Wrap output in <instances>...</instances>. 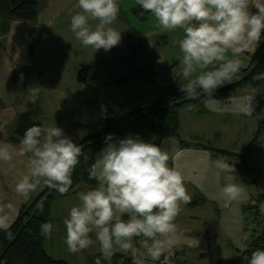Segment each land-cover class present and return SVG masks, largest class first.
Listing matches in <instances>:
<instances>
[{"label": "crops", "instance_id": "1", "mask_svg": "<svg viewBox=\"0 0 264 264\" xmlns=\"http://www.w3.org/2000/svg\"><path fill=\"white\" fill-rule=\"evenodd\" d=\"M77 11L76 0H39L38 16L33 21L0 19V145L8 146L13 155L11 161L0 160V228L11 227L22 208L29 207L47 188L41 184L26 195L15 190L19 178L28 171V156L17 154L24 135L18 131L22 115L34 114V124L49 126L56 122L79 146L86 137L95 135L108 112L119 115L150 107L166 92L164 88H171L183 79L175 72L162 77L161 72L159 75L152 68L156 77L154 81L146 80L140 77L146 71L128 64L126 58L136 54L132 42L140 35L130 28L121 7L113 27L122 32V40L107 52L84 47L75 38L70 21ZM132 13L133 18L138 19L133 10ZM263 44L264 41L258 48ZM258 48L253 46L240 57V69L250 66V54ZM227 54L232 55L230 51ZM82 67L93 71L86 84L79 82ZM33 90L37 93L34 103L30 100ZM252 92V88H240L208 100L204 107L182 108L178 135L163 139L165 143L161 144L169 152V166L183 175L190 197L187 203H180L176 223L196 241L182 244L173 251L197 257L198 264H229L235 256H250L256 251L255 241L262 236L261 231L247 228V224L255 221L253 211L260 206L258 198L261 195L256 197L250 190L248 185L252 182L246 180L245 173L251 174L250 171L259 168L247 165L243 170L245 162L239 160L253 142L259 126L255 113L246 112ZM251 103L255 108L254 99ZM145 141L156 143L154 139ZM218 158L233 166L230 173L233 182L243 189L236 201H227L221 194L225 174H218L213 164ZM79 192L53 204L51 223L54 229L45 241V249L57 261L96 264L101 256L97 244L79 253H70L64 243L63 221L70 209L79 203ZM261 207L264 208V204ZM205 229L210 261L201 240ZM229 235L238 239V245L233 244L239 247L236 250L234 246L230 248ZM118 254L120 252L107 260L102 259L101 264H115L111 261ZM225 256L230 259L225 261ZM119 260L126 262L132 258L126 255ZM246 260L242 259L241 264H247ZM156 264H164L163 257Z\"/></svg>", "mask_w": 264, "mask_h": 264}, {"label": "clouds", "instance_id": "2", "mask_svg": "<svg viewBox=\"0 0 264 264\" xmlns=\"http://www.w3.org/2000/svg\"><path fill=\"white\" fill-rule=\"evenodd\" d=\"M136 2L141 14L154 17L161 31L183 30L178 47L180 75L186 82L179 89L193 99L201 94L212 96L230 82L240 70V57L264 41V0ZM76 7L79 11L71 16L70 30L82 46L107 52L120 44L122 32L113 27L120 12L119 0H76ZM229 51L232 58L227 56ZM36 98L33 90L30 100L34 103ZM248 99L247 114L255 113L258 120H264V110L255 112L251 103L254 94ZM165 140L156 144L139 135L105 136L104 147L89 169L90 179L98 186L80 191L79 203L63 221L64 243L70 253L97 244L101 256L96 264L116 252L131 256L133 264H156L162 257L168 264L175 248L196 242L176 223L180 203H187L190 197L183 175L169 166V152L161 147ZM17 154L28 156V171L17 181V193L26 195L41 184L62 195L72 188L81 147L56 122L27 128ZM12 158L8 146L0 145V160ZM213 164L218 174H225L222 196L236 201L243 189L233 182V166L219 158ZM53 229L51 222L40 226L45 236ZM246 262L264 264V250L252 252Z\"/></svg>", "mask_w": 264, "mask_h": 264}, {"label": "trees", "instance_id": "3", "mask_svg": "<svg viewBox=\"0 0 264 264\" xmlns=\"http://www.w3.org/2000/svg\"><path fill=\"white\" fill-rule=\"evenodd\" d=\"M39 0H0V19L33 21L38 16ZM139 20L149 18L148 13L141 14L143 10L137 4L133 9ZM250 66L241 69L239 73L226 84L219 88L212 96L201 94L193 99L182 93L178 81L174 88H169L160 99L152 106L133 113H120L115 115L108 112L103 118L93 136H88L79 145L81 154L80 163L73 172V185L67 194H60L49 187L29 207H23L17 220L7 229L0 228V264H69L65 261L54 260L45 249L48 236L42 235V223L51 222L52 205L60 198L79 192L85 188L97 187L98 183L89 177V169L95 160V155L104 147L105 136L109 133L116 138L128 135H139L144 140H152L156 144L165 138L176 137L180 124L179 112L182 108L191 106L204 107L208 100L216 98L226 92L251 87L254 94V105L257 112L264 110V44L255 53L250 54ZM93 73L90 68L82 67L79 74L80 83H88L89 75ZM143 79L153 80L156 73L153 70L140 74ZM94 78V77H93ZM118 81V83H123ZM113 117H109L111 115ZM34 114H24L20 118L18 131L24 134L25 130L34 124ZM264 133V120H259L256 137L244 153L259 142V137ZM256 172V171H250ZM259 174V173H258ZM264 180V174L257 175V179ZM250 183V182H249ZM260 206L264 204V195L258 198ZM258 206L256 216L261 215ZM259 211V212H258ZM126 218V217H125ZM254 244V249L264 250V227ZM125 255L120 253L118 257ZM130 264V263H129Z\"/></svg>", "mask_w": 264, "mask_h": 264}, {"label": "rangeland", "instance_id": "4", "mask_svg": "<svg viewBox=\"0 0 264 264\" xmlns=\"http://www.w3.org/2000/svg\"><path fill=\"white\" fill-rule=\"evenodd\" d=\"M119 4H120L122 11L126 15V17L124 15V18H126V22L129 24L130 28H132L135 32H138V34L140 35L139 38H137L136 40L132 42L133 46L136 48V54L133 57L126 58V61L128 62V64L130 66H134L135 68H142L143 71L154 69L157 74L161 72L162 77H164L165 75L168 76L169 75L168 73H171V72H175L176 76H179L180 68H181L180 63H179V58L181 56V53L178 47V40L182 38L183 30L176 29L175 31H161L157 26L155 18L152 17L151 15H149V18L144 21L139 20V18L138 19L133 18L132 10L135 9L137 6L136 0H119ZM227 56L229 58H232V55L230 54L229 55L227 54ZM248 62H246V64H248ZM159 80L162 81V79H159ZM178 80H180V78ZM174 86H172V88H174ZM169 88L170 87H168V89ZM248 88L250 89L251 87L249 86ZM166 89L167 87L164 88L163 90L165 91ZM255 137L256 136L252 137V141H254ZM239 160L241 163L245 162L243 163L244 164L243 170L245 169V167H247V165H250V166L253 165L252 167L254 169L256 168L261 169V170L257 169L256 172L254 173L251 172V174L246 172L245 178L249 182H252L248 185V187L256 195V197H259L260 195H264V180L261 178H258V180H256L257 175L261 176L262 174H264V133L259 137V142L256 143L251 148V150H249V152H246V153L243 152V154H241ZM261 208L262 207L260 206V209ZM253 212L255 215L253 220L255 219V221H253V223L251 222V224H249L250 226L247 224V228L248 229L250 228L251 231L254 229L258 232L262 231L264 227V211H262L261 209L260 211L261 215L258 217L256 216L257 210L255 211L254 209ZM254 225L256 226V228L254 227ZM206 229L201 234V240H202L203 245H205L206 252L209 255V261H210L211 260V257H210L211 250L209 248L210 244H209V238L206 235L207 234ZM192 238H194L193 235H192ZM227 240H229L230 242L229 243L230 248H232V246H234L233 247L234 250H236V248H239L238 246L236 247L235 245H233V244H237L238 242V239H236V236L229 235V237H227ZM137 246H139V243H137ZM177 251L178 252H176V254L173 251V254L170 256L168 263L198 264L197 257L196 259H194L193 256H189V255L184 256L183 255L184 252H180L179 250ZM187 251L188 249H186L185 252ZM250 256L247 255V257H241L239 255V257L235 256L234 260L230 259V257L225 256L224 259L225 261H228L230 259L229 264H241L240 261L242 259H244L245 261ZM116 258L113 259L111 263L115 262V264H129V263L133 264L132 260L131 261L126 260V262H123V261L120 262L119 259L123 258L122 256L116 257Z\"/></svg>", "mask_w": 264, "mask_h": 264}, {"label": "water", "instance_id": "5", "mask_svg": "<svg viewBox=\"0 0 264 264\" xmlns=\"http://www.w3.org/2000/svg\"><path fill=\"white\" fill-rule=\"evenodd\" d=\"M168 89H166V91H167Z\"/></svg>", "mask_w": 264, "mask_h": 264}]
</instances>
